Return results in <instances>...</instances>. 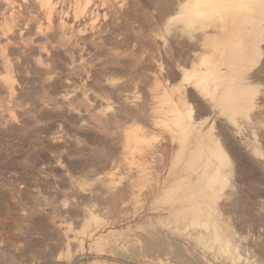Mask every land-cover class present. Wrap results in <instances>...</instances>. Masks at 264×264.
<instances>
[{
	"label": "rangeland",
	"instance_id": "1",
	"mask_svg": "<svg viewBox=\"0 0 264 264\" xmlns=\"http://www.w3.org/2000/svg\"><path fill=\"white\" fill-rule=\"evenodd\" d=\"M214 263L264 264V0H0V264Z\"/></svg>",
	"mask_w": 264,
	"mask_h": 264
},
{
	"label": "bare ground",
	"instance_id": "2",
	"mask_svg": "<svg viewBox=\"0 0 264 264\" xmlns=\"http://www.w3.org/2000/svg\"><path fill=\"white\" fill-rule=\"evenodd\" d=\"M45 2H46V4H49L50 0H45ZM189 77H190V76H189ZM190 78H191V77H190ZM215 258H216V257H214V259H215ZM215 261L218 262V260H216V259H215ZM215 261H214V262H215ZM214 264H215V263H214Z\"/></svg>",
	"mask_w": 264,
	"mask_h": 264
}]
</instances>
